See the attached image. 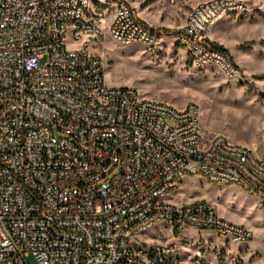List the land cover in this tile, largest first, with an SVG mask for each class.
Wrapping results in <instances>:
<instances>
[{"label":"built area","instance_id":"2783aa9c","mask_svg":"<svg viewBox=\"0 0 264 264\" xmlns=\"http://www.w3.org/2000/svg\"><path fill=\"white\" fill-rule=\"evenodd\" d=\"M254 11L243 0L200 1L177 39L194 66L236 79L242 70L211 30ZM104 29L126 44L163 38L129 0H0V264H209L204 248L182 258L138 236L165 225L251 240L213 203L172 194L184 175L201 174L264 204V149L204 140L194 102L107 85L104 58L89 51Z\"/></svg>","mask_w":264,"mask_h":264},{"label":"rangeland","instance_id":"374dc122","mask_svg":"<svg viewBox=\"0 0 264 264\" xmlns=\"http://www.w3.org/2000/svg\"><path fill=\"white\" fill-rule=\"evenodd\" d=\"M129 1L163 38L155 46L126 44L115 41L105 29L96 39L91 38L90 53L105 60V83L133 87L141 96L176 107L194 102L199 107L204 140L223 135L232 142L239 139L243 144L263 149L264 0H243L255 8L253 15L229 21L226 17L217 23L227 28L216 30L215 44L224 49L234 46L245 57L246 66L240 67L242 74L236 79L226 78L215 64L194 66L186 46L177 39L188 11L204 0ZM67 45L72 46L69 40ZM172 196L174 201L183 202L205 199L226 218L257 230L264 228V204L256 194L236 183H212L201 174H186ZM138 239L149 246L172 245L182 258L195 247L204 248L209 264H264L259 230L252 240L237 243L209 229L186 227L175 234L159 225L140 234Z\"/></svg>","mask_w":264,"mask_h":264},{"label":"crops","instance_id":"0c3cea01","mask_svg":"<svg viewBox=\"0 0 264 264\" xmlns=\"http://www.w3.org/2000/svg\"><path fill=\"white\" fill-rule=\"evenodd\" d=\"M137 14L139 15L140 18H142L144 21H146L147 23L150 24V21L148 20V18L145 16L144 13L140 12V11H137ZM186 18V17H185ZM233 19V18H232ZM232 19H229L228 18V21L229 20H232ZM221 21V20H220ZM219 22V21H218ZM217 22V23H218ZM217 23L213 26L212 30H211V38L213 39V35L216 33V30L220 29H225L227 28V25L225 26L224 24H220V25H217ZM152 25V24H150ZM184 25V24H183ZM220 45V44H219ZM222 46V45H221ZM225 47V50L227 49V51L231 54V56L234 58L235 62L239 65V67H243V66H246V62H245V57L243 56V54L239 51H237V49L234 47V46H224ZM235 142H239V143H242L241 140L239 139H234ZM252 145H255V142H252ZM256 146V145H255ZM259 147V146H258ZM256 148V147H255ZM259 150V148H257ZM264 149V148H263ZM263 149L259 150V151H262ZM187 201H192V200H187ZM225 217V216H223ZM226 218V217H225ZM228 220H231L229 218H227ZM233 222H236V223H239V224H243L247 227H249L252 231H253V238L255 236L258 235V230L261 231V236L263 237V241H264V228H258V230L253 227V226H249L245 223H242V222H239V221H234V220H231ZM263 229V230H262ZM252 238V239H253ZM251 239V240H252Z\"/></svg>","mask_w":264,"mask_h":264},{"label":"trees","instance_id":"16d2710c","mask_svg":"<svg viewBox=\"0 0 264 264\" xmlns=\"http://www.w3.org/2000/svg\"><path fill=\"white\" fill-rule=\"evenodd\" d=\"M216 46L220 49H224L223 46L219 45V44H216Z\"/></svg>","mask_w":264,"mask_h":264}]
</instances>
